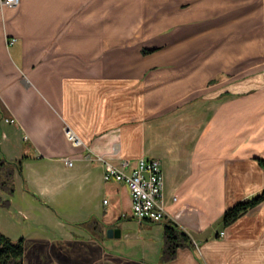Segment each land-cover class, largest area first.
Masks as SVG:
<instances>
[{
  "label": "crops",
  "instance_id": "obj_1",
  "mask_svg": "<svg viewBox=\"0 0 264 264\" xmlns=\"http://www.w3.org/2000/svg\"><path fill=\"white\" fill-rule=\"evenodd\" d=\"M24 154L13 195L0 189L24 264H264V201L221 220L264 187V0L0 7V156ZM100 156L160 159L169 218L194 246L162 262L163 222L132 215Z\"/></svg>",
  "mask_w": 264,
  "mask_h": 264
},
{
  "label": "built area",
  "instance_id": "obj_2",
  "mask_svg": "<svg viewBox=\"0 0 264 264\" xmlns=\"http://www.w3.org/2000/svg\"><path fill=\"white\" fill-rule=\"evenodd\" d=\"M21 0H0V7L18 6ZM16 36L8 38L9 43L15 42ZM67 138L75 145L81 144V139L70 129L66 128ZM105 180L124 181L131 196V213L138 220L162 221L170 217V213L164 203L163 187L164 174L161 160L155 157L142 156L133 164L129 158L113 162L103 158ZM66 163L71 164L72 159L66 158ZM106 202L107 199L105 198ZM225 233L224 230L220 235Z\"/></svg>",
  "mask_w": 264,
  "mask_h": 264
},
{
  "label": "trees",
  "instance_id": "obj_3",
  "mask_svg": "<svg viewBox=\"0 0 264 264\" xmlns=\"http://www.w3.org/2000/svg\"><path fill=\"white\" fill-rule=\"evenodd\" d=\"M148 51V49H144ZM21 157L10 159L0 156V189L12 195L15 191V173L22 171L23 159ZM10 197L2 198L1 205H9ZM264 201V187L251 195H248L234 204L228 206L222 213L221 220L226 226L234 222L238 217L249 210L260 205ZM163 222V244L161 250L162 262L173 259L178 252V248L183 246H194L192 235L183 228L175 219L165 218ZM24 238H12L0 229V264H24Z\"/></svg>",
  "mask_w": 264,
  "mask_h": 264
},
{
  "label": "rangeland",
  "instance_id": "obj_4",
  "mask_svg": "<svg viewBox=\"0 0 264 264\" xmlns=\"http://www.w3.org/2000/svg\"><path fill=\"white\" fill-rule=\"evenodd\" d=\"M7 158H9V157H7ZM10 159H14V158H10ZM24 160V159H23ZM15 188H16V181H15ZM13 195V194H12ZM13 197V196H12ZM12 197H10V198H12ZM5 199V198H4ZM15 198H13V200L12 199H10L11 201H10V204L7 206V205H1V206H3V207H9V209L11 208V211L10 212H7L6 213V217H7V219H9L10 217H12V214H13V220H16V218H18L19 217V215H20V213L19 212H17L16 211V206L14 205V202H15V200H14ZM16 201H19L20 202V200H16ZM12 202H13V204H12ZM6 211V210H5ZM20 219H21V217H20ZM0 223H1V218H0ZM3 231V230H2ZM14 232L12 231V234H10V236H12V238H19V236H15L14 234H13Z\"/></svg>",
  "mask_w": 264,
  "mask_h": 264
},
{
  "label": "water",
  "instance_id": "obj_5",
  "mask_svg": "<svg viewBox=\"0 0 264 264\" xmlns=\"http://www.w3.org/2000/svg\"><path fill=\"white\" fill-rule=\"evenodd\" d=\"M120 233H121V229L119 227H110V228H108V235L119 236Z\"/></svg>",
  "mask_w": 264,
  "mask_h": 264
}]
</instances>
